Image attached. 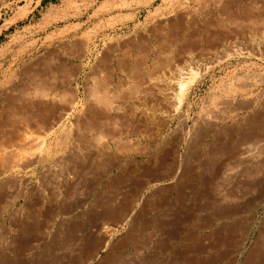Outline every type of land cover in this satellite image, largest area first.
I'll return each mask as SVG.
<instances>
[{"label": "rangeland", "instance_id": "1", "mask_svg": "<svg viewBox=\"0 0 264 264\" xmlns=\"http://www.w3.org/2000/svg\"><path fill=\"white\" fill-rule=\"evenodd\" d=\"M194 2L0 0V149L24 130L43 136L39 151L17 147L36 148L24 168L0 174V264H38L39 249L15 244L53 239L103 241L62 248L61 264H185L202 206L227 205L230 177H264V44L227 51L264 25V0ZM187 51L210 63L191 65L167 111L162 80Z\"/></svg>", "mask_w": 264, "mask_h": 264}, {"label": "crops", "instance_id": "2", "mask_svg": "<svg viewBox=\"0 0 264 264\" xmlns=\"http://www.w3.org/2000/svg\"><path fill=\"white\" fill-rule=\"evenodd\" d=\"M257 164L262 165V162ZM229 179L227 207L217 205L214 198L211 212L206 214L203 206L197 212L198 240L195 245V256L185 264H264V177L251 180L241 176L235 180V184L233 178ZM143 230L133 229V231ZM206 231L213 234V252L207 261L204 237ZM102 243V240L67 243L53 239L40 243L21 242L15 244V247L39 249L37 256H34L40 259L36 261L38 264H61L62 248L91 250L102 248ZM116 261V264H126L125 259L119 256ZM143 261H146L143 264H167L165 259L164 263L150 258Z\"/></svg>", "mask_w": 264, "mask_h": 264}, {"label": "bare ground", "instance_id": "3", "mask_svg": "<svg viewBox=\"0 0 264 264\" xmlns=\"http://www.w3.org/2000/svg\"><path fill=\"white\" fill-rule=\"evenodd\" d=\"M196 1V0H195ZM201 1V0H200ZM209 1V2H208ZM207 2H208V4L211 6V7H216V6H218L222 1H224V0H208ZM229 1H231V0H229ZM193 2H194V0H193ZM202 2H203V0H202ZM207 2H205V3H207ZM225 2H226V0H225ZM228 2V1H227ZM188 3V2H187ZM195 3V2H194ZM204 3V2H203ZM204 3V4H205ZM223 3V2H222ZM180 4V3H179ZM184 5H185V3H183ZM195 4H197V3H195ZM232 4V3H231ZM230 4V5H231ZM205 5H207V4H205ZM205 5H203V6H205ZM224 5V4H223ZM192 6V5H191ZM198 6H199V4H198ZM195 7V6H194ZM201 7V6H200ZM199 7V8H200ZM219 7V6H218ZM190 8V7H189ZM207 8H209V7H207ZM207 8H205V9H207ZM217 8V7H216ZM192 9V8H191ZM209 9H211V8H209ZM213 9V8H212ZM211 9V10H212ZM194 10H196L197 11V8L196 9H194ZM217 10V9H216ZM191 11V10H190ZM193 11V10H192ZM23 13L22 12V10L21 11H19V13ZM197 12H199V11H197ZM222 12V11H221ZM176 13V12H175ZM178 13H180L183 17H185V18H189L188 16L190 15L189 14V10H187V8H186V6H183L182 4H181V7L179 6V8L177 9V14ZM193 13V12H192ZM196 13V12H195ZM198 14V13H197ZM176 15V14H175ZM192 15H194V13L192 14ZM20 15H17V16H15V17H13V18H11V20L10 21H8V23L9 22H12L15 18H17V17H19ZM163 17V16H162ZM165 17V16H164ZM161 19H163V18H161ZM249 31H251L250 32V34H249V36H247L248 37V40L247 41H245V42H240L237 38H234V39H231L230 41H229V44H227L228 46H227V51H233V50H242V49H255V48H258L257 46L258 45H262V44H264V25L262 26V27H260L259 29H257L256 31H252V30H249ZM248 31V32H249ZM130 34V33H129ZM150 34V33H149ZM127 36V35H126ZM246 37V38H247ZM225 44V43H224ZM263 46V45H262ZM225 51V50H224ZM223 51V52H224ZM254 52H255V50H254ZM261 52V51H260ZM195 53V52H194ZM211 53V52H210ZM229 53H232V52H229ZM246 53V52H245ZM208 54V53H207ZM227 54H228V52H227ZM235 54V53H234ZM197 55V54H196ZM221 55V54H220ZM231 55V54H230ZM198 56V55H197ZM212 56H215V55H212ZM226 56V55H225ZM204 57H206V56H203V58H198V57H196L193 53H191V51L190 52H188L187 51V53L184 55V57H183V59H182V61L179 63V64H176V65H173L172 67H171V69H169V71H166L167 73L169 72V74H168V76L167 77H165V71L163 72V75H164V77H165V79L164 80H162V81H164V87H162L163 89L162 90H159V91H161V97H163V99H164V101L166 102V104H167V108H165L164 107V109H166L167 111H171V112H173V111H175V110H177V108H179L180 107V105L183 103L182 101H184L182 98H183V95H184V93H183V91H184V86H185V81L187 80V79H191V77H193V75L192 74H194L195 73V70L196 69H194V72L192 71V67H194V66H191L193 63H195L196 62V67L198 68V69H203V68H207L208 66H206L208 63H210V58L211 57H209V58H204ZM215 57H217V56H215ZM214 57V58H215ZM220 58H221V56H220ZM223 58H225V57H223ZM227 58H228V56H227ZM226 58V59H227ZM212 60V59H211ZM219 60V59H218ZM213 63V62H212ZM168 70V69H167ZM205 70V69H204ZM202 71V70H201ZM198 72V71H197ZM165 73V74H164ZM200 73V72H199ZM162 75V76H163ZM164 77H162V79L164 78ZM161 78V77H160ZM158 79V81H159V78H157ZM150 80V79H149ZM148 80V81H149ZM151 81V80H150ZM152 81H154V80H152ZM188 81V80H187ZM189 82V81H188ZM193 82V81H192ZM246 83V82H245ZM188 84V83H187ZM154 85V84H153ZM186 88V87H185ZM38 89V88H37ZM188 90V89H187ZM126 92V91H125ZM129 92V91H128ZM127 92V93H128ZM260 93V92H259ZM40 94H41V92H40ZM140 94V93H139ZM36 95V94H35ZM39 95V94H38ZM42 96H43V94H41ZM46 95V94H45ZM187 95V94H186ZM232 95V94H231ZM227 96V95H226ZM225 96V97H226ZM41 97V96H40ZM44 98H45V96H43ZM105 97V96H104ZM133 97V96H132ZM225 97H224V100H225ZM228 97V96H227ZM189 98V97H188ZM222 98V97H221ZM220 98V99H221ZM89 99V98H88ZM134 99V98H133ZM136 99V98H135ZM228 99H230V95H229V98ZM233 100H234V97L232 98ZM257 99V98H256ZM94 100V99H93ZM115 100V99H114ZM121 100V99H120ZM242 100V99H241ZM98 101H100V99L98 100ZM186 101H189V99L188 100H186ZM221 101H223V99L221 100ZM226 101V100H225ZM229 101V100H228ZM70 102V101H69ZM94 102V101H93ZM122 102V101H121ZM73 103V102H72ZM105 103H108V102H105ZM162 103V102H161ZM225 103V102H224ZM229 103V102H228ZM67 104H69V103H67ZM71 104V103H70ZM109 104H110V102H109ZM135 104V103H134ZM164 104V103H163ZM230 104V103H229ZM236 104V103H235ZM165 105V104H164ZM67 106V105H66ZM73 106V105H72ZM82 106V105H81ZM227 106V105H226ZM233 106V105H232ZM68 107V106H67ZM66 107V108H67ZM70 107V106H69ZM83 107V106H82ZM181 107H183V106H181ZM64 108V107H63ZM65 108V111H68L69 110V108L68 109H66ZM101 108V107H100ZM103 108V107H102ZM104 109V108H103ZM142 109V108H141ZM140 109V110H141ZM184 109V108H183ZM137 110V109H136ZM179 110V109H178ZM63 111H64V109H63ZM62 111V112H63ZM70 111V110H69ZM120 111V110H119ZM144 111H146L145 109H144ZM141 112H143V111H141ZM148 112V111H147ZM146 112V113H147ZM158 112V111H157ZM180 112V111H179ZM59 113H61V112H59ZM148 113H150V112H148ZM66 114V113H65ZM71 114V113H70ZM86 114V113H85ZM151 114H154V113H151ZM155 114H156V112H155ZM165 114V113H164ZM171 114V113H170ZM61 115V114H60ZM60 115L57 117V118H61L60 117ZM88 115V114H87ZM222 115V114H221ZM66 116V115H65ZM201 116V115H200ZM146 117V116H145ZM150 117V116H149ZM62 118H64V116L62 117ZM78 118V117H77ZM164 118V117H163ZM166 118V117H165ZM215 118H217V117H215ZM161 118H159V120H160ZM203 119V118H202ZM61 120V119H60ZM162 120V119H161ZM205 120V119H204ZM37 121V120H36ZM35 121V122H36ZM164 121H165V119H164ZM182 121V120H181ZM207 121V120H206ZM255 121V120H254ZM210 122V121H209ZM209 122H208V124H209ZM38 123V122H37ZM171 124V123H170ZM206 124H207V122H206ZM24 125V124H23ZM26 125V124H25ZM38 125V124H37ZM53 125H56V124H53ZM183 125H185V124H182L181 126H183ZM50 126L52 127V125L50 124ZM57 126H59V125H57ZM21 127V126H20ZM26 127V126H25ZM49 127V126H48ZM47 127V128H48ZM219 127V126H218ZM67 128V127H66ZM86 128V127H85ZM180 128H182V127H180ZM238 128V127H237ZM37 129H39V128H37ZM36 129V130H37ZM40 129H42V128H40ZM45 129V128H44ZM69 129V128H68ZM178 129V128H177ZM33 130V129H32ZM51 130V129H50ZM59 130H60V128H59ZM66 130V129H65ZM44 131V130H43ZM176 131V130H175ZM184 131V130H183ZM41 132H42V130H41ZM49 132V131H48ZM47 132V133H48ZM162 132V131H161ZM179 132V131H178ZM43 133H46L45 131L43 132ZM46 133V134H47ZM244 133V132H243ZM246 133V132H245ZM38 135V134H37ZM41 135H43V134H41ZM49 135V134H48ZM56 135V134H55ZM243 135H245V136H247L246 134H243ZM17 138H16V140L14 141V145H15V147H13V146H11L10 148L8 147V149L7 150H3V149H0V150H2V152L0 153V174L2 175V174H6V173H9L10 171H12L14 168L16 169V168H20L21 166H23L24 164H25V162L27 161V159H29V158H33L34 156H35V149L36 148H34L33 150H34V152H30V153H28L27 151H26V153H28V154H26L25 153V150H24V152H20V150L18 151L17 150V147L18 146H23V147H28V148H30V149H32L34 146L36 147V145H38L39 144V148H38V151L40 150V146L42 147V145L40 144V143H42V140L43 139H41V138H43V136L41 137L40 135H38V136H36V134L35 135H33V134H28L25 130L23 131V132H21V133H18L17 135H15ZM226 136V135H225ZM229 136V135H228ZM45 137V136H44ZM63 137V136H62ZM73 137V136H72ZM248 137V136H247ZM249 137H250V135H249ZM15 138V137H14ZM241 138H242V136H241ZM245 140H247V138H244ZM45 140V139H44ZM99 140V139H98ZM101 140V139H100ZM104 140V139H103ZM249 141V140H248ZM50 142H51V140H50ZM243 141H241V143H242ZM244 142H246L247 143V141H244ZM250 142V141H249ZM2 143V142H1ZM0 143V147L2 146V144ZM44 143V142H43ZM62 143V142H61ZM60 143V144H61ZM180 143V142H179ZM7 144H9V142L7 143ZM59 144V143H58ZM57 144V145H58ZM71 144V143H70ZM251 144V143H250ZM249 144V145H250ZM260 144V143H259ZM10 145H12V144H10ZM46 145H47V143H46ZM52 145V144H51ZM73 145V144H72ZM247 145V144H246ZM253 145H255V144H253ZM5 147H6V145H4ZM8 146V145H7ZM49 144H48V148H49ZM59 146V145H58ZM38 147V146H37ZM73 147V146H72ZM47 147H46V150H45V152L47 151V149H48ZM246 148V147H245ZM19 149V148H18ZM50 149H51V147H50ZM63 150H64V148H62ZM62 149H61V151H62ZM75 149V148H74ZM256 149H258V148H256ZM26 150H27V148H26ZM32 150V151H33ZM49 150V149H48ZM60 150V148L57 150L58 151V153L60 152V155H62L61 153V151H59ZM71 150V149H70ZM90 150V149H89ZM101 150V149H100ZM255 150V149H254ZM22 151V150H21ZM29 151V150H28ZM77 151V150H76ZM41 152V151H40ZM42 152H43V150H42ZM44 152V153H45ZM49 152V151H48ZM48 152L46 153V154H48ZM113 152V151H112ZM43 153V154H44ZM65 153V152H64ZM63 153V154H64ZM71 153V152H70ZM116 154V153H115ZM239 154V153H238ZM58 156V157H61V156ZM108 155V154H107ZM246 155V154H245ZM44 156H45V154H44ZM84 156V155H83ZM115 156V155H114ZM67 157V156H66ZM35 158V157H34ZM43 159V158H42ZM42 159L40 160V161H42ZM62 159H64L63 157H62ZM70 159V158H69ZM95 159V158H94ZM99 159V158H98ZM61 160V159H60ZM33 161V160H32ZM32 161H31V163H32ZM38 161V160H37ZM54 161V160H53ZM58 161V160H57ZM29 162V161H28ZM27 162V164H29ZM36 162V161H35ZM56 162V161H55ZM30 163V164H31ZM53 163V162H52ZM58 163V162H57ZM56 165V164H55ZM30 166V165H29ZM26 167H28V166H26ZM25 167V168H26ZM53 167H55V166H53V164H52V168ZM23 168H24V166H23ZM21 169H22V167H21ZM51 169V168H50ZM53 169H55V168H53ZM56 170V169H55ZM54 171V170H53ZM15 172V171H14ZM47 172H49V168H48V171ZM51 174V173H50ZM52 174H54L53 172H52ZM56 174V173H55ZM67 174V173H66ZM40 175V174H39ZM68 175V174H67ZM15 176V175H14ZM71 176V175H70ZM69 176V177H70ZM6 177H8V176H6ZM59 177V176H58ZM57 177V178H58ZM10 178V177H9ZM55 178H56V176H55ZM66 178V177H65ZM64 178V179H65ZM71 178V177H70ZM70 178H67V179H69L70 180ZM15 179V178H14ZM52 179H53V177H52ZM63 179V178H62ZM55 180V179H54ZM59 180V179H58ZM58 180H56V181H58ZM7 181V180H6ZM38 181V180H37ZM66 181V180H65ZM68 181V180H67ZM71 181H72V179H71ZM20 182H21V180H20ZM62 182V181H61ZM11 183V182H10ZM59 184V183H58ZM67 184H69V183H67ZM71 184H72V182H71ZM65 185V184H64ZM8 187V186H7ZM15 187H17V186H15ZM30 187V186H29ZM40 187V186H39ZM69 187V186H68ZM54 188V187H53ZM135 210V209H134ZM130 216V215H129ZM128 217V216H127ZM90 264V263H89Z\"/></svg>", "mask_w": 264, "mask_h": 264}]
</instances>
